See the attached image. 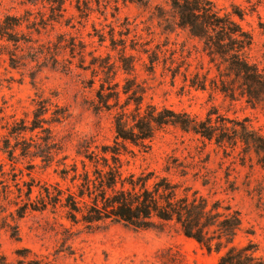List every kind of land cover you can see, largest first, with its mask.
<instances>
[{
  "label": "rangeland",
  "instance_id": "1",
  "mask_svg": "<svg viewBox=\"0 0 264 264\" xmlns=\"http://www.w3.org/2000/svg\"><path fill=\"white\" fill-rule=\"evenodd\" d=\"M87 1L61 0L63 10L56 21L49 22L48 6L54 5L53 0H0V21L5 15L19 18L18 38L33 42L4 48L13 53L15 67L1 51L0 146L7 128L13 122H28L40 100L48 103L45 117L54 110L61 116L57 123L45 125L50 127V135L38 133L32 138L42 144L39 136H50L53 144L47 148V160L19 155V150L9 158L0 151V264H29L32 260L39 264H216L224 248L207 251L172 225L134 230L105 221L89 230L81 222L65 219L61 207L27 210L22 217L14 212L18 188L24 189L26 183L33 184L32 198L37 188L46 186L64 191L100 188V180L92 175L99 171L90 160L97 159L99 148L111 146L114 137V109L93 111L95 90L102 80L120 85L128 80L132 87L144 91L143 102L200 120L211 113L217 128L244 122L264 136V106L246 103L238 90L231 99L214 89L215 84L220 87V74L209 63L200 42L175 27L167 0ZM211 1L220 13L234 12V21L251 34L250 59L264 69V0ZM33 19L39 23L26 28ZM58 35L60 46L55 49ZM72 40L75 51L70 53L62 44ZM122 42L134 62V70L126 73L118 68ZM79 45L84 46V58L79 55ZM47 51L55 54L57 67L44 58ZM92 56L95 63L101 64L102 58L107 61L112 70L109 77L89 65ZM197 72L207 73L213 85L207 80L204 90L190 87ZM124 97L120 94V101ZM242 147L238 142L233 147L217 145L166 126L155 131L143 147L128 145L120 155L121 176H148V185L166 178L179 188L197 190L209 203L217 200L220 206H230L242 220L232 244H249L257 248L256 254L264 255V169L254 154ZM84 200H89L86 194Z\"/></svg>",
  "mask_w": 264,
  "mask_h": 264
},
{
  "label": "trees",
  "instance_id": "2",
  "mask_svg": "<svg viewBox=\"0 0 264 264\" xmlns=\"http://www.w3.org/2000/svg\"><path fill=\"white\" fill-rule=\"evenodd\" d=\"M54 5L48 6L47 20L56 21L57 15L63 10L61 0H53ZM92 0H88L90 2ZM96 3L99 0H94ZM140 1V0H129ZM173 12L176 28L186 31L188 36L196 39L201 44L202 51L207 55L209 63H213L221 76L220 87L214 86L221 93L231 99L234 90L244 97L250 105L262 104L264 106V69L254 63L249 57L252 43L251 34L232 18V13H220L211 0H167ZM76 10L80 12L79 6ZM239 17L240 14L235 12ZM44 20L43 16L39 19ZM35 19L28 22L26 28H34ZM19 18L5 15L0 21V56H8V63L15 67L13 53L4 48L9 44L19 46L22 42L32 45L31 40L18 38L15 32L20 27ZM37 31V30H36ZM54 48L58 49L61 38L57 36ZM100 42L103 39L99 40ZM111 49H114V39L110 38ZM118 68L124 73L134 70L133 55L126 53V44L121 43ZM32 47V46H31ZM63 48H68L70 53L75 51L72 41L64 42ZM48 48V47H47ZM130 49H134L130 46ZM42 54V51H37ZM79 55L84 58V46H78ZM145 52V51H144ZM43 54L44 58L51 60L52 67H57L58 60L50 51ZM89 54L91 52H88ZM91 55V54H90ZM92 56L89 65L99 69L106 77L112 73L107 61L95 63ZM218 58L217 65L215 59ZM153 63V60H150ZM103 63V64H102ZM103 68H106L104 72ZM63 71L66 68L62 67ZM210 70L207 69L208 72ZM224 77V78H223ZM208 74H193L189 86L204 90ZM210 81L213 85V80ZM102 80L95 90L93 111L103 108L109 111L114 109L112 126L114 131L113 144L99 148L95 167L99 172L92 174L100 180V188H77L76 191H64L61 188H37L36 195L32 198L33 184H24L25 188H18V202L14 212L17 217H22L27 210L43 211L47 207L64 209V217L71 223L81 222L89 230L105 221L121 223L134 230L150 228L163 229L165 226H174L183 236L193 239L198 245L211 251H224L218 256L216 264H264V255L256 254L257 248L245 245L236 247L232 244L234 236L241 230V217L237 210L230 206H220L219 202H208L197 190L179 188L177 183H170L166 178H159L148 185V176L133 178L121 176L120 155L126 152L128 145L143 147L150 140L155 131L166 126H172L183 132H192L215 144L222 146L243 145L242 150L251 151L256 163L264 169V136L257 130L245 124L236 123L231 128L224 125L218 128L212 122L211 113L205 119H197L183 111H174L164 105L143 102L144 91L140 86L132 87L128 80L124 84ZM120 94L125 97L120 101ZM111 101V102H110ZM57 107L56 105H54ZM49 110L48 103L38 101L32 110V117L28 122H13L7 128V133L2 138L0 151L7 157L13 158V153L19 150V155L42 157L47 160V148L50 149V136L43 138L42 144H37L32 138L38 133H49L51 125L57 123L61 116L55 110L50 117H45ZM237 125L238 127H236ZM29 136L26 137V134ZM13 139V143L10 139ZM30 140V141H26ZM41 145V146H40ZM98 160H102L101 163ZM100 165V169L97 165ZM88 182V180H86ZM88 187V185H87ZM86 191V192H84ZM89 200H84V195ZM29 264H39L32 260Z\"/></svg>",
  "mask_w": 264,
  "mask_h": 264
}]
</instances>
